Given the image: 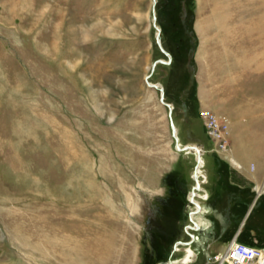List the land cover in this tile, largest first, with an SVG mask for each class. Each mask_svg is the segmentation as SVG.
<instances>
[{
    "label": "rangeland",
    "instance_id": "rangeland-1",
    "mask_svg": "<svg viewBox=\"0 0 264 264\" xmlns=\"http://www.w3.org/2000/svg\"><path fill=\"white\" fill-rule=\"evenodd\" d=\"M154 7L152 19L153 0H0V264L181 257L174 241L188 239V210L198 214L187 198H159L176 194L195 157L176 149L170 117L181 145L231 140L228 116L199 111L197 92L222 44L264 60V0ZM204 113L226 120L222 138ZM231 210L213 220L207 242L195 232V264H215L226 247L215 237L239 229ZM253 224L264 234V206L241 235H254Z\"/></svg>",
    "mask_w": 264,
    "mask_h": 264
},
{
    "label": "crops",
    "instance_id": "crops-1",
    "mask_svg": "<svg viewBox=\"0 0 264 264\" xmlns=\"http://www.w3.org/2000/svg\"><path fill=\"white\" fill-rule=\"evenodd\" d=\"M225 26L227 29L223 27L222 31H229L228 23ZM235 32L239 34L240 31L238 28L230 31L232 35ZM228 36L222 34L223 38ZM217 52L212 51L210 57L206 58L204 79H208L210 85L199 87L198 109L228 116L231 140L224 149L217 143L207 146L201 143L206 153L201 155V170L206 175L203 189L207 198L201 201L202 207L200 204L194 222L199 226L197 230L202 229L204 232L200 237L202 243L211 238L208 231L213 226V220H222L221 215L229 208L242 215L238 229L241 231L250 213L264 206V60L258 62L254 55L244 56V47L238 45L230 48L222 44L221 51ZM190 172L183 175L182 185L174 196L164 190L159 199L174 203L176 196L180 201H186V193L194 184ZM257 186L263 188L259 194ZM260 198L262 202L255 209V203ZM251 227L257 229L259 226L253 224ZM237 231L233 235L221 233L213 243L227 245L237 237L240 242L248 245L264 244V234L258 232V229L255 232L251 230L254 235L249 237L241 235V232L237 234ZM177 240L179 237L174 242ZM191 250L195 258L189 264H195L197 251L192 247Z\"/></svg>",
    "mask_w": 264,
    "mask_h": 264
},
{
    "label": "built area",
    "instance_id": "built-area-1",
    "mask_svg": "<svg viewBox=\"0 0 264 264\" xmlns=\"http://www.w3.org/2000/svg\"><path fill=\"white\" fill-rule=\"evenodd\" d=\"M204 114L205 117H207L208 126L212 128V135L218 139L222 138V135L227 132L226 120H219L213 115L207 116V113ZM218 144L221 148L224 149L227 143L223 141ZM187 202L189 203L188 198ZM187 225H191L189 219L188 223L183 227V232L188 239L177 240L174 243V252L183 253L182 249L187 246L186 244H188V248H191L192 244L195 241V238H197L195 235L197 228H193ZM213 260L215 264H264V245H248L240 242L237 237H235L226 245L225 249L222 252H218L213 256Z\"/></svg>",
    "mask_w": 264,
    "mask_h": 264
},
{
    "label": "bare ground",
    "instance_id": "bare-ground-1",
    "mask_svg": "<svg viewBox=\"0 0 264 264\" xmlns=\"http://www.w3.org/2000/svg\"><path fill=\"white\" fill-rule=\"evenodd\" d=\"M155 2H156V0H153V11H155V7H154V5H155ZM248 5H250V4H248ZM247 5V6H248ZM251 6V5H250ZM253 6V5H252ZM250 9V8H249ZM252 9H253V7H252ZM247 12V11H246ZM154 13V12H153ZM245 13V12H244ZM155 14H156V12H155ZM257 14V13H256ZM227 15V14H226ZM251 15V14H250ZM253 15V14H252ZM255 15V14H254ZM156 16V15H155ZM152 19H153V14H152ZM154 23H156V21H154ZM157 30V36H159L158 35V32H159V30H158V28L156 29ZM161 60V59H160ZM164 61V60H163ZM165 62V61H164ZM155 66V65H154ZM153 66V67H154ZM145 82H146V84L148 85V86H152L153 85V87H157V88H159V89H162L158 84H151L149 81L147 82L146 80H145ZM148 83H150V85L148 84ZM164 99V98H163ZM167 103V102H166ZM168 105V107L169 108H171V106L169 105V103H167ZM174 127H175V135H174V133L172 132V134H173V137H174V139H175V146H176V149L177 150H179V151H184V152H186V153H192L193 155H194V157H196L197 158V161H196V165H197V171H196V173H195V179L198 181V183H199V189L198 188H196V189H193L192 190V187L195 185V182H194V180H193V177H192V173H191V178H192V180H193V182H194V184H193V186L190 188V190L188 191V194H187V198H188V200H189V203H188V206L189 205H191L190 203H192L194 206H195V210L194 211H192V213L193 214H198V210H199V205L201 204V203H199V202H201L203 199L205 200L206 198H207V195H206V193L204 192V189H203V184L205 183V180H206V175L204 176V174H203V172H202V170H201V165L203 164V160H202V154H203V152H204V149H203V147L200 145V144H197V143H191V144H187V145H181L180 143H179V141H178V137L176 136V134H177V128H176V126L174 125ZM194 169V168H193ZM256 190H257V192H258V194L259 193H261L262 191H263V188H262V186H257L256 187ZM198 191V192H197ZM196 197H198L197 199L199 200H197L196 199ZM190 207V206H189ZM202 207V206H201ZM191 211V210H190ZM191 212H189V210H188V219H189V214H190ZM199 213H200V211H199ZM198 216V215H197ZM195 216L193 215L192 216V219H189L190 220V223H191V225H187V226H191V227H195V228H197L198 229V227L199 226H196L197 224H195V218H194ZM186 225V224H185ZM200 230V229H199ZM240 232V230H238L237 231V234ZM187 246H185L183 249H182V251H183V253H182V255H181V257L179 258V259H175L174 261H172V263H169V264H189L190 262H192L193 260H194V254H193V251L191 250V248H188V244H186ZM169 262H170V260H169Z\"/></svg>",
    "mask_w": 264,
    "mask_h": 264
},
{
    "label": "water",
    "instance_id": "water-1",
    "mask_svg": "<svg viewBox=\"0 0 264 264\" xmlns=\"http://www.w3.org/2000/svg\"><path fill=\"white\" fill-rule=\"evenodd\" d=\"M154 12V11H153ZM155 18V14L153 13V19ZM161 49L164 51V49L161 47ZM158 62H164L163 60H160V59H158L157 61H155L154 63H153V66L154 65H156ZM148 76L146 77V81L148 82ZM149 85H150V83H148ZM151 86V85H150ZM153 86V85H152ZM162 89H160V101L163 103V104H165V105H168L165 101H164V97H163V92L161 91ZM169 108V107H168ZM171 113V108H169V114ZM170 126H171V129H172V132L174 133V135H175V127H174V123H173V121H172V119H171V117H170ZM196 161H197V158L195 157V165H194V169H193V171H192V177H193V180H194V182H195V185L192 187V190L193 189H196V188H198L199 189V183H198V181L195 179V173H196V171H197V165H196ZM189 219H191V214H189ZM243 225V224H242ZM242 225H241V227H242ZM241 229V228H240ZM172 259H170V262L168 261V264L169 263H172Z\"/></svg>",
    "mask_w": 264,
    "mask_h": 264
},
{
    "label": "trees",
    "instance_id": "trees-1",
    "mask_svg": "<svg viewBox=\"0 0 264 264\" xmlns=\"http://www.w3.org/2000/svg\"><path fill=\"white\" fill-rule=\"evenodd\" d=\"M189 191V190H188ZM188 191H187V193H188ZM187 193H186V198H187ZM188 203V202H187Z\"/></svg>",
    "mask_w": 264,
    "mask_h": 264
},
{
    "label": "flooded vegetation",
    "instance_id": "flooded-vegetation-1",
    "mask_svg": "<svg viewBox=\"0 0 264 264\" xmlns=\"http://www.w3.org/2000/svg\"><path fill=\"white\" fill-rule=\"evenodd\" d=\"M169 260H170V259H169ZM169 260H168V261H169Z\"/></svg>",
    "mask_w": 264,
    "mask_h": 264
}]
</instances>
